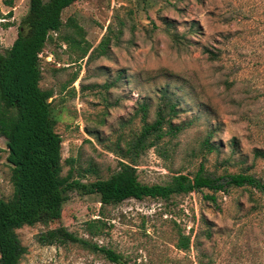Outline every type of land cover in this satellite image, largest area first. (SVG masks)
Segmentation results:
<instances>
[{"label": "rangeland", "instance_id": "374dc122", "mask_svg": "<svg viewBox=\"0 0 264 264\" xmlns=\"http://www.w3.org/2000/svg\"><path fill=\"white\" fill-rule=\"evenodd\" d=\"M6 1L0 0V52L28 6V0ZM61 20L60 33H50L38 54V84L53 92L62 174L71 166H92L100 177L115 171V143L123 146L139 127L140 106H147L150 121L168 98L176 110L171 122L182 129L170 137L167 155L149 148L135 158L140 182L163 183L200 164L212 175L240 168L264 180V159L252 160L253 148L264 151V0H75ZM62 34L78 44L67 45ZM203 139L212 150L202 148ZM5 156L0 136V198L11 193ZM96 174L75 176L58 220L15 230L26 248L18 264H114L74 243L34 239L55 226L89 238L83 222L97 216L98 193L79 185ZM210 193L104 206L103 230L91 240L127 264H264V199L263 208L251 211L245 188L216 192L214 203L203 197ZM177 232L193 240L185 251L174 246Z\"/></svg>", "mask_w": 264, "mask_h": 264}, {"label": "trees", "instance_id": "16d2710c", "mask_svg": "<svg viewBox=\"0 0 264 264\" xmlns=\"http://www.w3.org/2000/svg\"><path fill=\"white\" fill-rule=\"evenodd\" d=\"M75 0H28L25 14L20 18L16 36L11 44L0 52V136L4 138L5 160L9 165L11 193L0 198V264H18L26 251L15 230L36 223L56 221L61 215V206L67 197L71 181L79 172L96 171L92 166L79 171L72 166L62 174L60 136L55 132V119L51 115L50 88H40L41 69L39 56L50 33H60L63 26L62 10ZM10 4V0L6 1ZM9 15V13H8ZM70 21L77 34L78 27ZM67 45H77L70 35L62 34ZM105 44L103 39L99 46ZM83 49L80 58L86 53ZM74 79V77H72ZM72 79V80H73ZM140 124L132 131L131 138L123 146L115 143L118 156L117 169L106 177L95 176L89 185H79L98 193L97 216L83 222L88 235L80 237L63 226H55L37 232L35 241L40 245H62L74 243L94 253L101 254L114 264H127L113 249L93 242L104 227L102 208L128 198L167 199L172 195L199 192L206 189L210 194L203 197L215 202L214 193L225 192L230 187L245 188L251 211L263 208V176L241 170L224 171L218 175L206 173L200 164L195 172H174L163 183H143L137 179L135 158L149 148L160 155L168 154L170 137H174L182 126L173 124L175 104L167 98L158 105L153 119L147 120V106H140ZM165 137H167L165 139ZM212 150L207 139L202 148ZM264 159V151L253 148L252 160ZM205 237H210L206 231ZM193 241V240H192ZM190 234L176 233L174 246L185 251L190 246ZM200 262V261H199ZM201 264V263H200Z\"/></svg>", "mask_w": 264, "mask_h": 264}]
</instances>
